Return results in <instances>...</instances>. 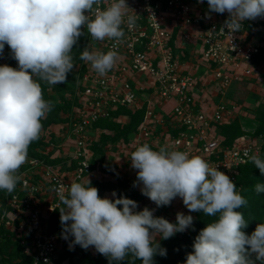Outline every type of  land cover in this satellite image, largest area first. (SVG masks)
Instances as JSON below:
<instances>
[{"label":"clouds","instance_id":"clouds-1","mask_svg":"<svg viewBox=\"0 0 264 264\" xmlns=\"http://www.w3.org/2000/svg\"><path fill=\"white\" fill-rule=\"evenodd\" d=\"M203 2V0H200ZM0 0V54L5 45L18 67L0 65V190L11 194L21 181L19 170L25 164L29 145L40 138L42 120L53 110L52 101L42 95V83L57 85L67 80L75 66L73 48L85 29L92 41L105 38L122 42V25L136 26L139 16L126 0ZM211 13H228L220 29L228 35L240 31L243 21L264 17V0H207ZM132 10L135 15H129ZM115 48V45H114ZM104 53L89 51L88 45L79 59L90 64L100 76L110 71L118 59L116 50ZM264 175V159L250 150L244 152ZM136 170L141 194L157 208L169 206L180 197L189 212H203L218 217L200 230L193 251L185 264H264V223L251 235L244 215L236 209L247 206V199L237 190L228 175L200 156L161 146L154 150L148 143L135 148L130 156ZM264 193V183L254 186ZM58 202L62 238L72 237L75 245L87 250L94 247L109 264L129 258L131 264H154L156 255L166 256L157 237L167 240L192 227L194 218L177 212L175 222L154 215L155 209L137 211L135 200L123 195L100 197L90 179L63 183L52 188ZM122 206V207H118ZM253 255L255 260L252 259Z\"/></svg>","mask_w":264,"mask_h":264},{"label":"built area","instance_id":"built-area-1","mask_svg":"<svg viewBox=\"0 0 264 264\" xmlns=\"http://www.w3.org/2000/svg\"><path fill=\"white\" fill-rule=\"evenodd\" d=\"M110 3L103 0L101 7ZM126 3L139 18L132 29L122 25V42L105 38L89 44L90 51L104 53L115 45L117 62L104 76L84 62L86 70L77 93L67 98L75 105L63 115L65 122L41 134L43 157L60 163L29 159L19 192L6 200L9 207L0 217V228L3 225L14 235L33 264H56L62 254V230L51 232L49 225L58 210H52L58 202L52 188L83 181L92 173L93 148L106 133L95 124L119 121L125 115L113 118V113L121 108L144 111L133 142L200 156L235 184L239 168L249 163L244 152L261 154L262 136H243L228 145L219 133L220 126L230 125L236 118L238 106L226 100L230 88L255 78L262 69L255 59L262 55L263 44L249 39L246 20L240 31L228 35L227 28L220 31L227 19L224 14L206 16L207 0ZM132 10L129 15H135ZM12 59L5 45L0 65H8ZM165 105H170L168 110Z\"/></svg>","mask_w":264,"mask_h":264},{"label":"trees","instance_id":"trees-1","mask_svg":"<svg viewBox=\"0 0 264 264\" xmlns=\"http://www.w3.org/2000/svg\"><path fill=\"white\" fill-rule=\"evenodd\" d=\"M254 27L264 28V20L260 23H255ZM91 40V36L86 31L85 35L79 38L78 44L75 45L73 49L72 55L74 57L75 66L73 70L68 73L67 79L69 82L65 86L66 90H70V93L73 95L77 93L79 81L82 79L86 70L84 64L85 61L80 60L79 55L87 45L89 48ZM263 54L264 47L262 50V55L255 59V63L259 62V59L263 56ZM8 65L13 68L18 67L17 61L15 59H12V61ZM42 90H47V87H45V83H42ZM42 95L46 101H52L54 107L53 110L47 114V117L41 121L42 130L40 132V138L36 141H33L29 145L26 164L21 166V169L18 173L19 175H22L24 172H27L29 170V166L27 164L29 159H45L46 161L55 165L59 164L61 161L59 159L51 160L48 157H43L42 150L44 149L45 145L43 143L41 134L51 126L65 122V119L62 118V115L69 109H72L75 105V102L65 99L63 103L58 104L54 98L52 99V97L47 96V94L42 93ZM121 115L129 116L130 123L129 125L124 127V131L121 136H119L118 134V138L115 143L119 141L127 143L129 136L138 131L144 120V111L132 112L126 108H121L113 113V118H117ZM260 118L261 119H259V126L252 133L245 131L244 125L240 119H235L230 125L220 126L219 133L223 137H225L226 144L228 145L233 144L236 139L243 136L264 137V114ZM95 127L102 130L117 131L120 128V125L114 122L113 119H110L98 122L97 124H95ZM105 138H107V136L104 133L102 134L100 140L101 145L100 143H97L93 148L96 156L93 162L94 165H96V158L100 156L98 154V151L102 150L109 143ZM260 157L264 159V142L262 145ZM104 159L105 156L102 154L101 164H103ZM20 182L17 184L16 189L11 194L7 193L4 190H0V206L8 198L19 192ZM257 182L264 183V175H262L259 169L256 168L253 164L249 162L239 168V174L237 176L236 182L237 190L240 191L241 195H243L247 199L248 203L246 207L236 209V211L242 212L246 221L248 222V226L245 229H242V231H244L248 235H251L258 224L264 223V193L257 194L255 192L254 186ZM133 183L134 181L129 182L126 180H119L117 183L94 184L98 185L100 189H103L104 191H108L110 189L115 191L117 194L116 198H119L121 195H123L129 199L135 200L138 204V207L142 202L147 205L150 204L151 201L146 196L142 195L141 192L138 191V185L134 187ZM4 212L5 210L0 207V217L2 214H4ZM215 219H218V217H208L203 212H195L193 229L190 232L177 233L167 240L159 241L161 247L166 249L167 254L166 256L156 255L153 258L154 264H185L187 255L193 251V243L196 236L199 234L200 230L205 228L208 223L212 222ZM49 225L51 232L62 230L59 210H57L53 214L52 218L50 219ZM5 247H10L12 249L9 253L8 258H6L3 253V249ZM76 256H80V259L77 263H74L73 259ZM252 259L255 260L254 255ZM66 260H70L69 264H109V260L105 256L99 253L94 256L89 250L82 249L79 245H77L74 251H66L65 253H62L56 264H64ZM121 262L124 264H131L129 258H126ZM256 263L260 264L259 261H256ZM0 264H33V260L24 255L23 247L18 243V241L15 240L14 235L3 225L0 228ZM113 264H117V262H113ZM134 264H142V261L135 260Z\"/></svg>","mask_w":264,"mask_h":264},{"label":"rangeland","instance_id":"rangeland-1","mask_svg":"<svg viewBox=\"0 0 264 264\" xmlns=\"http://www.w3.org/2000/svg\"><path fill=\"white\" fill-rule=\"evenodd\" d=\"M263 20H264V17H258L254 21L256 23L257 22L260 23ZM251 21H253V20H246V29H247L249 34H250V32L252 33V34H250L249 39L262 43L263 47H264V30H263L264 28L259 27V28H261V30L256 28L255 29L256 32H255L254 29L252 28V26H254L255 23L251 22ZM259 61H260V64L262 65V69L255 76V78H253V80H249L247 82L234 84L230 88L229 93L226 95V100L228 102H230L231 104H234L235 106H238V107H236V110L234 111V114L236 115V118L235 117L234 118L240 119L244 125L245 131L250 132V133L254 132L256 130V128L259 126V124H260L259 119H261L260 117L264 114V54L260 58ZM68 82L69 81L67 79L64 83H59V84L54 85V86L48 85L45 83V87H47V90H44V91L42 90V93L47 94V96L52 97V99L54 98L58 104L63 103L64 100L68 98V95L71 94L70 90H68V89L66 90V87H65L68 84ZM41 87H42V84H41ZM63 97H64V99H63ZM239 107H241V108H239ZM231 109L233 110L234 106H232ZM63 115H65V113ZM63 115H62V118L64 119ZM116 123L120 125V128L117 131L116 130H113V131L104 130V131L108 132V133H105L107 136V138H105V139L109 143L102 150L98 151V154L100 156H98L96 158L95 162L97 165H98L99 161L101 164L102 154L105 156V154L107 152L106 149L109 145H112V148H115L118 152H123L124 154H127V152H128V154H127L128 158L131 156L130 153L133 152V150L131 152V150L123 147V144H121V143H124V142L119 141V142L115 143L117 138H118V134H119V136H121V134L124 131V127L129 125L130 121H121V122H116ZM101 137H102V135L99 136V140H101ZM263 142H264V139H263ZM99 143L101 145L100 141H99ZM119 146L122 148H120ZM112 152H113V150H112ZM114 153H116V151ZM94 160H95V158H94ZM130 164H131V162H130ZM126 181H129V180H126ZM92 185L96 186V184H94V183ZM98 190H99V188H98ZM101 192H103V191H99V195H100V197H103V194ZM7 205H8L7 201H4L0 207L3 208L4 210H6L9 207ZM168 207H170V206H168ZM164 209H167V208L166 207L164 208V206L160 207V208L156 207L155 212L159 213L158 217H164L165 219L170 221V219H168L167 216H165V214H163L162 211ZM177 212H182L185 215H192V212H189V210L184 206H182L181 210L178 209ZM177 212L174 213V218L170 222H173V223L175 222ZM156 213H154V214H156ZM192 216L195 217V215H192ZM1 222H2V219L0 218V223ZM192 229H193V225H192V227L187 229L185 232H190ZM72 239H73L72 237H69V239L67 241L66 240L63 241L62 253H65L66 251H74L76 249L77 245L73 246V248L71 250L69 248V244H70ZM159 241H164V240L160 239ZM11 250L12 249L10 247H5L3 249V253H4L6 258H8ZM87 250H89L91 253L93 251V250L92 251L90 250V247ZM92 255H93V253H92ZM79 259H80V256H76L73 259L74 263H77L79 261ZM69 263H70V260H66L64 262V264H69ZM256 264H259V263H256Z\"/></svg>","mask_w":264,"mask_h":264},{"label":"crops","instance_id":"crops-1","mask_svg":"<svg viewBox=\"0 0 264 264\" xmlns=\"http://www.w3.org/2000/svg\"><path fill=\"white\" fill-rule=\"evenodd\" d=\"M224 16H225V18H228L227 12L224 13ZM251 22L256 23L254 20ZM252 28L254 29L255 32H256V30H255L256 28L261 30V28H259V27L252 26ZM250 34H252V33L250 32ZM251 80H253V79H251ZM169 107H170V105H165L164 109L168 110ZM121 121H130V117L129 116H123L117 122H121ZM54 130H57V126L54 127ZM106 133H108V132H106ZM134 138H135V134H131L129 136L128 142L127 143H121V144L124 145L123 146L124 148H127V149L131 150V152H132V150L134 151L136 147L140 146L138 143L133 142ZM131 140H132V144L129 143V142H131ZM109 147H112V145L108 146L106 149L107 152L105 154V159H104L103 164H100V161H99L98 165L96 164L97 166L93 164L92 173L87 178L90 179L91 183L96 182L99 184L100 183H102V184L103 183H117L119 180H129L130 182L136 181V170L131 167L130 160H129L130 157L129 158L127 157L128 152H127V154H124L123 152H118L115 148H109ZM151 147L154 150H157L156 148L153 147V145H151ZM111 149L113 150V152ZM115 151H116V153H114ZM93 162H94V160H93ZM92 186H94V185H92ZM94 187L99 188V191H103V192H101L103 194V197H108L110 199H114V197H112L113 190L110 189L108 191H104L103 189H100V187L98 185H96ZM138 191H140V185H138ZM116 197H117V194H116ZM169 206L170 207L164 206V208L166 207L167 209H164L162 212H163V214H165V216H167L168 219H170V221H172V219L174 218V213H176L178 211V209L181 210L182 206H184V205H183L182 199L180 197H177L171 202V204ZM144 207H148L149 209H155L156 210V205L152 201L148 205L145 204L144 202H142L139 205L138 209H136V210L140 211ZM154 213H156V212H154ZM154 215L158 216L159 213L157 212ZM192 215H195V212H192ZM193 218H194V216H193ZM156 239H157V241H159L161 238L157 237ZM90 250L91 251L93 250L92 253L94 256L98 254V252H96L94 247H90Z\"/></svg>","mask_w":264,"mask_h":264}]
</instances>
